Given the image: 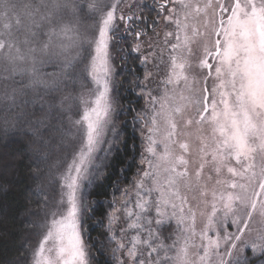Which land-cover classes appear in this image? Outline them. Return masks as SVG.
Wrapping results in <instances>:
<instances>
[{"label":"snow or ice","instance_id":"6c2138e0","mask_svg":"<svg viewBox=\"0 0 264 264\" xmlns=\"http://www.w3.org/2000/svg\"><path fill=\"white\" fill-rule=\"evenodd\" d=\"M129 113L137 169L97 220L87 195ZM10 136L27 143L30 264H100L93 248L105 264H264V0H0Z\"/></svg>","mask_w":264,"mask_h":264},{"label":"trees","instance_id":"16d2710c","mask_svg":"<svg viewBox=\"0 0 264 264\" xmlns=\"http://www.w3.org/2000/svg\"><path fill=\"white\" fill-rule=\"evenodd\" d=\"M145 3L151 4L152 0H146ZM144 14L155 16V13H150L147 7ZM138 67L131 62L128 66L129 71ZM44 71L53 72L54 70L48 67ZM120 97V103L125 108L130 105L139 108L143 105L141 99L132 92L126 91L125 88L120 89ZM132 115L133 113L121 115L120 120L127 121V123L121 124L123 142L117 145L113 156L110 157L106 177L102 181H98L87 195L89 202H97L93 204L97 209V220L103 217L107 209L105 202L111 199L113 185L119 182L123 187L136 172L141 142L139 132L133 129ZM26 156L27 143L23 138L10 136L7 141H0V264H30L23 245L26 242H31L32 246H35L38 243V237L26 223L30 211L34 208L30 202V193L27 191L33 182ZM122 169H124L123 172ZM103 232L104 227L95 223L91 224V240L104 242L107 248ZM92 252L97 255L100 264H105V260L110 257L107 250L103 256H100L95 248L92 249Z\"/></svg>","mask_w":264,"mask_h":264},{"label":"rangeland","instance_id":"374dc122","mask_svg":"<svg viewBox=\"0 0 264 264\" xmlns=\"http://www.w3.org/2000/svg\"><path fill=\"white\" fill-rule=\"evenodd\" d=\"M146 0H144V2H145ZM89 23H90V21H89ZM118 63V62H117ZM54 70V69H53ZM143 101V100H142ZM144 103V102H143ZM170 228H174L175 227V225L174 224H172V225H170L169 226ZM250 254V253H249Z\"/></svg>","mask_w":264,"mask_h":264}]
</instances>
